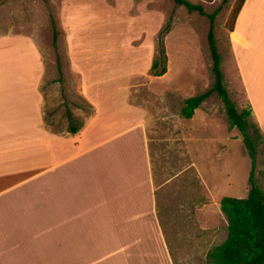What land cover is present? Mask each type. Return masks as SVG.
<instances>
[{
    "label": "crops",
    "instance_id": "0c3cea01",
    "mask_svg": "<svg viewBox=\"0 0 264 264\" xmlns=\"http://www.w3.org/2000/svg\"><path fill=\"white\" fill-rule=\"evenodd\" d=\"M113 1L67 2L70 69L94 107L77 133L46 126L41 47L27 34L0 35V264H201L203 238H188L185 221L164 219L172 210L160 205L158 134H178L188 148L197 133V159L220 166L236 127L209 108L212 96L193 117L182 115L185 100L211 86L204 42H196L191 83L177 77L182 71L171 74L169 55L167 71L153 76L166 20L160 3ZM94 18L105 20L101 29H89ZM111 19L117 33L107 28ZM218 44L231 96L252 108L264 133V0H245Z\"/></svg>",
    "mask_w": 264,
    "mask_h": 264
},
{
    "label": "rangeland",
    "instance_id": "374dc122",
    "mask_svg": "<svg viewBox=\"0 0 264 264\" xmlns=\"http://www.w3.org/2000/svg\"><path fill=\"white\" fill-rule=\"evenodd\" d=\"M68 1L0 0V35L8 33L27 34L41 47L45 60V80L42 89L45 92L46 100L44 105L46 126L56 131H64L68 128L69 112L73 113L82 123L85 117L90 116L92 113V109L80 95L79 78L70 69V60L67 53L68 33L64 23ZM93 1L98 3V0ZM189 1L201 4L207 13L217 10L215 18L217 38L226 44L228 32L233 24L240 0ZM109 2L114 3L113 0H109ZM157 3H160L157 6L158 9L166 15L164 25L171 24L172 28L175 29L166 41L167 53L170 56L171 74L182 71L183 74L181 73L177 77L184 75L188 78L187 82L191 83V78L196 76L197 71V68H195L198 61L196 42L201 41L205 44L206 75L212 84L213 74L211 68L213 61L208 42L209 17L201 14L198 10L190 11L186 5L177 4L174 0H158ZM99 7L101 8V6ZM156 20H158V17L153 16L151 20L146 19V24L151 27L157 26ZM101 22L105 24L104 19L94 18V23L91 22L89 29L94 27L101 29L99 25ZM137 22L143 23L144 16ZM116 23V20H109L107 28L117 33L119 29L118 26H115ZM175 24L176 26H174ZM77 27L78 30L85 29V26H80L79 23ZM55 30L59 33L56 45L54 43ZM99 34L100 32H98ZM117 37L116 34L110 37V40L117 41ZM149 37L150 34H148L145 42ZM119 38L123 39V37ZM98 41L97 44H100L99 37ZM59 62L61 63L60 70L58 67ZM211 96L208 103L209 108L220 111L223 117L227 116L222 100L216 93ZM240 107L241 104L238 108L243 109ZM158 112V115H160L163 111L158 108ZM226 118L228 120V117ZM190 122H193V127L190 125V128L194 129L196 122ZM157 124L160 127L163 123H159L158 120ZM257 130H259L260 137L255 178L256 182L264 188V133L260 128H257ZM234 132L237 138L228 141L230 153L227 161L220 166H214L211 160L206 159L204 162H200L197 159V149L194 143L197 139V133L190 135L188 148H186V143L184 145L180 143L178 134L170 135L163 132L158 134L157 144L160 146V154L165 162V164L159 165L158 160L154 159L158 185L165 192L162 194L160 205L163 209L172 210L169 216L164 214L165 218H163L166 221H185L188 223V228L185 230L188 238H203L204 243L201 246L202 252H200L202 255L201 264H206L208 250L227 237L228 220L221 209V197L227 195L245 197L249 192V177L253 167L252 158L247 152L241 131L236 127ZM157 153L160 156L159 151ZM159 173L163 174L161 178Z\"/></svg>",
    "mask_w": 264,
    "mask_h": 264
},
{
    "label": "trees",
    "instance_id": "16d2710c",
    "mask_svg": "<svg viewBox=\"0 0 264 264\" xmlns=\"http://www.w3.org/2000/svg\"><path fill=\"white\" fill-rule=\"evenodd\" d=\"M177 4L186 5L190 11L198 10L210 19L208 42L212 57L213 81L211 86L196 95L185 100L182 115L191 118L196 109L214 93L225 105L226 114L231 127H237L243 136L247 152L252 158L249 182L250 188L245 197L224 196L221 199V209L227 217V237L220 243L212 246L206 254V264H264V188L255 178L257 166L259 129L252 120L253 110L250 106L239 109L236 101L231 96L226 82L223 55L219 49L218 38L215 29L217 10L207 13L201 4L189 0H174ZM245 0H240L233 24ZM171 24L164 25L157 36V52L151 65V74L163 75L168 68V54L166 49V36L171 31ZM59 33L54 31V43L57 44ZM59 70L61 63L58 64ZM86 101V100H85ZM92 113L93 105L86 101ZM69 131L77 133L83 123L69 112ZM261 135V134H260Z\"/></svg>",
    "mask_w": 264,
    "mask_h": 264
}]
</instances>
